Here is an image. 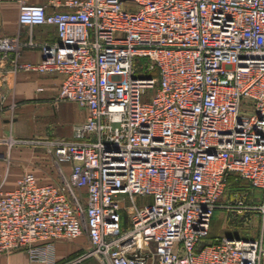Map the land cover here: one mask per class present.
<instances>
[{
    "label": "built area",
    "instance_id": "obj_1",
    "mask_svg": "<svg viewBox=\"0 0 264 264\" xmlns=\"http://www.w3.org/2000/svg\"><path fill=\"white\" fill-rule=\"evenodd\" d=\"M18 20L57 39L18 63L19 36L0 35V58L60 73L56 99L87 115L43 138L69 173L0 182V254L56 264V240L85 233L60 264H264V0H21ZM219 206L256 214L258 234L209 240Z\"/></svg>",
    "mask_w": 264,
    "mask_h": 264
},
{
    "label": "crops",
    "instance_id": "obj_2",
    "mask_svg": "<svg viewBox=\"0 0 264 264\" xmlns=\"http://www.w3.org/2000/svg\"><path fill=\"white\" fill-rule=\"evenodd\" d=\"M20 1L0 0V35L19 36L18 63H38L43 58L41 45L55 41L57 30L52 24H21L18 20ZM25 1L46 3L47 0ZM29 37L37 45H25L24 42ZM61 78L62 75L57 72L27 70L18 64H12L10 57L0 58V182L3 180L4 189L14 188L17 179L26 171L34 172L37 180L42 183L58 181L60 169L69 173L71 164H57L53 155L47 154L44 149L12 143L15 139L27 141L35 137L67 139L72 136L75 126L85 120V108L74 101L56 99ZM12 145L22 148L25 154L17 156V161L8 162L3 159L1 149ZM225 211L221 206L215 210L209 240L220 235H241L247 229L252 236L258 234L260 221L256 214H238L237 217L242 219L244 226L234 229V225L228 227L230 218H226L229 216ZM216 216L220 218L218 222L215 220ZM226 225L227 230L222 231L220 228ZM90 246L85 233L74 239H58L55 242V263H65ZM0 264L48 263L43 260L32 261L24 251H16L0 254ZM84 264L102 263L95 257H89L84 260Z\"/></svg>",
    "mask_w": 264,
    "mask_h": 264
},
{
    "label": "rangeland",
    "instance_id": "obj_3",
    "mask_svg": "<svg viewBox=\"0 0 264 264\" xmlns=\"http://www.w3.org/2000/svg\"><path fill=\"white\" fill-rule=\"evenodd\" d=\"M12 143H15V145H27V146H30V147H34L36 149H44V151L47 153V154H50V151H49V147L47 145V142H45V140L43 138H33V139H28L27 141H21V140H14V142ZM11 143V144H12ZM12 145V147H7L5 149H1V152L3 153V159H5L6 161L8 162H11V161H17L18 157L17 156H22L23 154H25L24 150L22 148H19L17 146H14ZM19 154V155H16V154ZM253 191L255 192H259V189H253ZM239 189H236L234 188V185H229L228 187L225 188L224 190V193L222 194V196L220 197V201L222 203H227V204H230V205H236L238 199L240 198V196L236 195V194H241ZM257 198V197H256ZM255 198V199H256ZM232 208V207H231ZM230 210H226L225 211V214H227V216L229 217H226L227 219L230 218L228 220V227L231 228V226L234 225V229H237L238 227H242L244 225H242V219H239L237 217V212L235 211V208L231 209ZM219 217L216 216L215 220L218 222L219 221ZM227 225L225 227H222L220 229L223 230H227ZM239 225V226H238ZM241 228H239L240 230ZM247 231L249 232V229H247ZM241 232V231H239ZM242 234V233H241Z\"/></svg>",
    "mask_w": 264,
    "mask_h": 264
}]
</instances>
